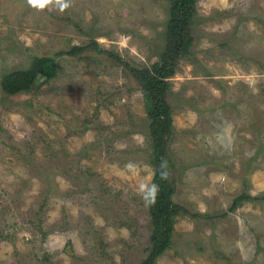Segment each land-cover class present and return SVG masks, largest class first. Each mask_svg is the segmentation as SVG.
<instances>
[{
	"label": "rangeland",
	"instance_id": "1",
	"mask_svg": "<svg viewBox=\"0 0 264 264\" xmlns=\"http://www.w3.org/2000/svg\"><path fill=\"white\" fill-rule=\"evenodd\" d=\"M169 4L0 0V264L146 257L155 165L126 64L159 60ZM195 4L188 54L166 78L165 165L188 213L154 264H264V0ZM47 56L54 78L3 91V75Z\"/></svg>",
	"mask_w": 264,
	"mask_h": 264
},
{
	"label": "trees",
	"instance_id": "2",
	"mask_svg": "<svg viewBox=\"0 0 264 264\" xmlns=\"http://www.w3.org/2000/svg\"><path fill=\"white\" fill-rule=\"evenodd\" d=\"M196 0H170L165 44L159 60L147 67H131L134 79L144 90L146 109L150 117L149 135L152 140L153 164L155 172L151 179V195L147 196L150 234L148 253L140 264H154L155 260L172 244L173 222L179 212L188 213L183 206L172 199L174 185L165 165V141L171 134V107L166 98V78L172 73L179 56L188 54L193 39L192 21L196 13ZM80 51L73 48L68 53ZM56 76L54 58L51 56L34 59L32 65L24 71H13L1 78V87L8 95L29 91L39 79L51 80ZM156 192V197L153 194ZM241 194L233 201L248 199Z\"/></svg>",
	"mask_w": 264,
	"mask_h": 264
},
{
	"label": "clouds",
	"instance_id": "3",
	"mask_svg": "<svg viewBox=\"0 0 264 264\" xmlns=\"http://www.w3.org/2000/svg\"><path fill=\"white\" fill-rule=\"evenodd\" d=\"M39 2H41V3H42V2H43V0H39Z\"/></svg>",
	"mask_w": 264,
	"mask_h": 264
}]
</instances>
